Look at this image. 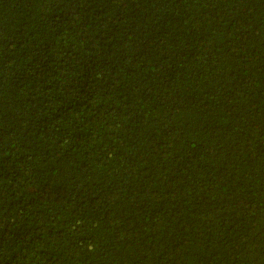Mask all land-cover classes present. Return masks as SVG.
<instances>
[{"label":"trees","instance_id":"trees-1","mask_svg":"<svg viewBox=\"0 0 264 264\" xmlns=\"http://www.w3.org/2000/svg\"><path fill=\"white\" fill-rule=\"evenodd\" d=\"M0 264H264V0H0Z\"/></svg>","mask_w":264,"mask_h":264}]
</instances>
